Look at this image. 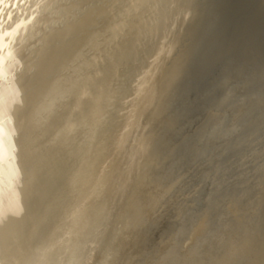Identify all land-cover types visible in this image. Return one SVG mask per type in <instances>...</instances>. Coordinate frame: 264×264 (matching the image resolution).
<instances>
[{"label": "rangeland", "instance_id": "obj_1", "mask_svg": "<svg viewBox=\"0 0 264 264\" xmlns=\"http://www.w3.org/2000/svg\"><path fill=\"white\" fill-rule=\"evenodd\" d=\"M41 18L13 109L22 178L46 162L28 263L264 264V0H49Z\"/></svg>", "mask_w": 264, "mask_h": 264}, {"label": "bare ground", "instance_id": "obj_2", "mask_svg": "<svg viewBox=\"0 0 264 264\" xmlns=\"http://www.w3.org/2000/svg\"><path fill=\"white\" fill-rule=\"evenodd\" d=\"M48 6L49 0H0V264H29L27 243L40 222L39 217H31L26 227L27 221L20 216L26 190L38 182L46 162L41 159L22 178L21 159L32 155H27L30 149L19 148L14 136L21 126L13 109L22 99L19 69L24 62L25 41L32 36ZM74 128L75 125H69L64 133ZM57 165L54 160L49 167L54 170Z\"/></svg>", "mask_w": 264, "mask_h": 264}]
</instances>
